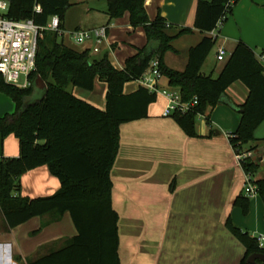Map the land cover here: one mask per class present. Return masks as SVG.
I'll return each instance as SVG.
<instances>
[{
	"label": "trees",
	"instance_id": "1",
	"mask_svg": "<svg viewBox=\"0 0 264 264\" xmlns=\"http://www.w3.org/2000/svg\"><path fill=\"white\" fill-rule=\"evenodd\" d=\"M5 1L9 6L8 19H31L36 25L45 26L50 17L58 16L61 30L71 6L70 0ZM230 1L197 0L194 29L202 34L210 33L222 17L223 25L239 0H233V4ZM144 2L107 0L109 23L127 13L130 26L141 28L147 42L126 60L123 70H116L106 54L93 59L88 50L78 51L59 42L58 34L44 32L39 39L35 69L28 78L30 85L20 89L5 83L0 76V94L10 98L15 106L13 113L0 117V213L6 229L16 228L35 217L48 215L58 220L68 213L77 231L62 248L28 264H120L119 217L112 207L110 180L119 150L120 126L146 119L148 108L157 97L145 88L125 95L123 87L137 81L152 60L158 61L162 77L179 92L182 101L197 99L192 112H174L170 116L187 137H197L194 127L199 116L221 103L228 87L239 81L249 93L245 102L236 107L241 120L236 131L230 134L229 143L238 153L256 141L255 131L264 122V67L254 51L238 42L220 74L216 78L205 76L201 68L216 45V36H204L188 51L183 72L169 69L164 64V55L174 51L171 42L191 30L182 29L169 36L166 22L160 15L152 21L148 19ZM36 6L40 7V13H35ZM36 78L45 83L44 91L34 88ZM96 81L106 84L104 111L67 90L75 87L93 91ZM9 135L18 140V157L4 158L2 155L3 141ZM255 149L249 146L245 152ZM42 166L59 181V190L47 197H22L19 178ZM242 167L256 174L259 164L248 160ZM256 186L264 204V176L257 179ZM249 202L240 194L234 206L246 216ZM225 226L248 251L258 247L257 241L235 226L230 218Z\"/></svg>",
	"mask_w": 264,
	"mask_h": 264
},
{
	"label": "crops",
	"instance_id": "2",
	"mask_svg": "<svg viewBox=\"0 0 264 264\" xmlns=\"http://www.w3.org/2000/svg\"><path fill=\"white\" fill-rule=\"evenodd\" d=\"M89 1L82 0L86 5L78 8L80 13L74 22L68 20L67 13L78 6L71 4L62 31L69 35L74 30L106 28V37L99 44L90 40L73 47L79 48L78 51L88 50L93 59L106 54L116 70H123L126 60L146 46L145 34L141 28L130 26L127 13L109 23L107 5L93 8L89 7ZM196 3L197 0L144 2L148 19L152 21L160 15L169 36L182 29L191 30L174 39L171 42L174 51L164 55L166 67L177 72L184 71L188 51L213 33L202 34L194 29ZM215 35L216 45L201 68L203 75L216 78L238 42L250 47L259 59L264 55V0L236 3ZM220 47L226 52L224 61L216 59ZM94 48L98 52L94 53ZM158 85L161 89L170 88L164 77ZM139 88L138 82H129L124 85L123 93L129 95ZM67 90L91 106L105 110L106 84L96 81L93 91L75 87ZM248 93L239 81L230 85L221 103L197 119L196 138L187 137L172 118L163 116L168 104L163 94H157L146 119L120 126L119 150L110 172L112 207L119 217L120 264H239L244 247L225 223L230 218L244 230L241 217L251 216V201L260 197L249 199L246 216L234 206V200L242 194L244 173L236 165L228 136L240 123L236 107L245 102ZM14 108L13 101L0 94V117L13 113ZM254 135L256 141L244 149L256 147L252 154L263 170L262 178L264 152H260V143L264 141V122ZM2 155L18 157V140L13 135L4 139ZM19 183L20 195L29 199L51 196L60 188L59 181L45 166L26 172ZM261 204L264 218L262 200ZM247 229L259 232L256 236H264L258 212L255 222L249 223ZM76 235L68 213L58 220L48 215L35 217L10 230L6 229L0 213V264H28L59 250Z\"/></svg>",
	"mask_w": 264,
	"mask_h": 264
},
{
	"label": "built area",
	"instance_id": "3",
	"mask_svg": "<svg viewBox=\"0 0 264 264\" xmlns=\"http://www.w3.org/2000/svg\"><path fill=\"white\" fill-rule=\"evenodd\" d=\"M233 0L230 4H233ZM8 3L0 0V76L5 83L13 85L20 89L27 88L29 76L36 66V55L38 51L39 39L44 32H51L62 35L60 29V20L58 16L49 18L45 26L36 25L33 20L14 21L6 17L8 12ZM35 13H40V7L34 8ZM220 18L216 23L215 29L212 31L211 37H215L216 33L222 27ZM70 40L77 46L83 45L87 41L95 40L99 44L106 37V28H98L91 31L74 30L69 33ZM93 52H98L97 48ZM226 52L223 48H218L216 53L217 61L225 60ZM260 63H264V55L258 59ZM162 75L158 68V61L152 60L149 67L144 71L142 76L136 81L141 88L147 89L150 93L163 94L168 100V104L163 111L164 117H170L174 112L186 114L192 112L197 105V99L194 98L189 102L181 99L179 92L173 88L161 89L159 81ZM199 117H204L199 116ZM230 136V135H229ZM228 136V139H229ZM256 161L253 159L252 152H236V165L243 170L242 195L248 199L258 196L255 174L244 171L242 165L245 161ZM258 244L264 243V236L259 235L253 237Z\"/></svg>",
	"mask_w": 264,
	"mask_h": 264
},
{
	"label": "rangeland",
	"instance_id": "4",
	"mask_svg": "<svg viewBox=\"0 0 264 264\" xmlns=\"http://www.w3.org/2000/svg\"><path fill=\"white\" fill-rule=\"evenodd\" d=\"M84 1H87V0H84ZM241 2V0H239L237 2V5ZM70 3L72 5L76 4V6L78 7H75L73 10H71L69 13H67V16H68V20L70 22H74L76 20V18L78 17L79 15V10L78 8H80L81 5H86V2H82V0H70ZM89 7H93V8H96V7H101L102 5H107L106 4V0H90L89 1ZM107 7V6H106ZM77 8V9H76ZM58 41L59 42H64L65 44H69L70 46L73 47V42L70 40L69 36L67 33L63 32L62 35H59L58 36ZM74 48V47H73ZM74 49H79V48H74ZM260 152H264V141L262 140V142L260 143ZM248 148V147H247ZM245 148L242 152H245L246 149ZM233 150V149H232ZM233 153L235 155V151L233 150ZM262 172L263 170H261V168L259 167L256 174H255V178L258 179L262 176ZM251 216L249 217H241V225H242V228L250 235V236H254L256 237V234L259 233V232H255L254 230H249L247 229V225L249 223H254L255 222V219H256V216H257V212H258V216H259V221H260V225L262 228H264V218H263V207H262V204H261V200L260 199H256V200H253L251 201ZM258 204V205H257ZM250 205V204H249ZM258 207V208H257ZM249 209V208H248ZM243 215V214H242Z\"/></svg>",
	"mask_w": 264,
	"mask_h": 264
},
{
	"label": "flooded vegetation",
	"instance_id": "5",
	"mask_svg": "<svg viewBox=\"0 0 264 264\" xmlns=\"http://www.w3.org/2000/svg\"><path fill=\"white\" fill-rule=\"evenodd\" d=\"M239 264H264V243L258 244V247L251 251L244 248Z\"/></svg>",
	"mask_w": 264,
	"mask_h": 264
},
{
	"label": "water",
	"instance_id": "6",
	"mask_svg": "<svg viewBox=\"0 0 264 264\" xmlns=\"http://www.w3.org/2000/svg\"><path fill=\"white\" fill-rule=\"evenodd\" d=\"M34 88L39 91H44L46 89V85L40 78H36L34 81Z\"/></svg>",
	"mask_w": 264,
	"mask_h": 264
}]
</instances>
